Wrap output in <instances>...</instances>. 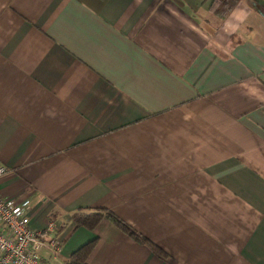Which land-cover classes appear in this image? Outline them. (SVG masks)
<instances>
[{
	"label": "crops",
	"instance_id": "obj_1",
	"mask_svg": "<svg viewBox=\"0 0 264 264\" xmlns=\"http://www.w3.org/2000/svg\"><path fill=\"white\" fill-rule=\"evenodd\" d=\"M211 1L0 0V194L51 264H264V0Z\"/></svg>",
	"mask_w": 264,
	"mask_h": 264
},
{
	"label": "built area",
	"instance_id": "obj_2",
	"mask_svg": "<svg viewBox=\"0 0 264 264\" xmlns=\"http://www.w3.org/2000/svg\"><path fill=\"white\" fill-rule=\"evenodd\" d=\"M7 172L0 164V178ZM31 208L30 200L17 202L0 194V264H50L60 254L57 222L35 229Z\"/></svg>",
	"mask_w": 264,
	"mask_h": 264
},
{
	"label": "trees",
	"instance_id": "obj_3",
	"mask_svg": "<svg viewBox=\"0 0 264 264\" xmlns=\"http://www.w3.org/2000/svg\"><path fill=\"white\" fill-rule=\"evenodd\" d=\"M239 0H212L210 5V12L220 19H226L230 16L233 10L236 8ZM109 219L124 235L133 239L136 242L148 244L158 255L162 258H166V253H164L159 247L150 243L148 240L142 238L136 231H134L126 223L118 219L113 213L99 209L96 211L80 210L75 213L72 217L75 223L74 230L83 227L90 231L94 230L104 219ZM54 220V217L52 218ZM96 241H92L75 253L69 258L66 264H88V259L93 252Z\"/></svg>",
	"mask_w": 264,
	"mask_h": 264
},
{
	"label": "rangeland",
	"instance_id": "obj_4",
	"mask_svg": "<svg viewBox=\"0 0 264 264\" xmlns=\"http://www.w3.org/2000/svg\"><path fill=\"white\" fill-rule=\"evenodd\" d=\"M50 264H51V262H50ZM53 264H56V263H53Z\"/></svg>",
	"mask_w": 264,
	"mask_h": 264
}]
</instances>
